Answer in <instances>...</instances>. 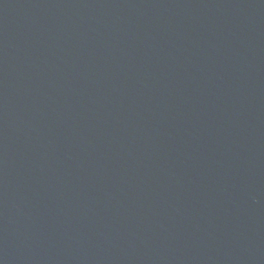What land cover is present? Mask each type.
Here are the masks:
<instances>
[{"label": "water", "instance_id": "obj_1", "mask_svg": "<svg viewBox=\"0 0 264 264\" xmlns=\"http://www.w3.org/2000/svg\"><path fill=\"white\" fill-rule=\"evenodd\" d=\"M0 264H264V0H0Z\"/></svg>", "mask_w": 264, "mask_h": 264}]
</instances>
